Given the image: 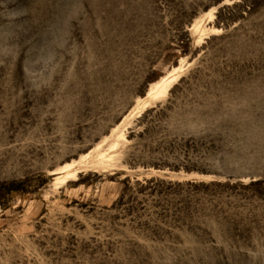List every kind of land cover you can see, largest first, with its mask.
Masks as SVG:
<instances>
[{"label":"rangeland","instance_id":"1","mask_svg":"<svg viewBox=\"0 0 264 264\" xmlns=\"http://www.w3.org/2000/svg\"><path fill=\"white\" fill-rule=\"evenodd\" d=\"M0 264H264V0H0Z\"/></svg>","mask_w":264,"mask_h":264},{"label":"bare ground","instance_id":"2","mask_svg":"<svg viewBox=\"0 0 264 264\" xmlns=\"http://www.w3.org/2000/svg\"><path fill=\"white\" fill-rule=\"evenodd\" d=\"M155 87H156V88L153 89V90H154V94L157 93V92H159V90H160V89L158 90V87H159V86L156 85ZM159 88H160V87H159ZM155 91H156V92H155ZM157 97H158V95H157Z\"/></svg>","mask_w":264,"mask_h":264}]
</instances>
